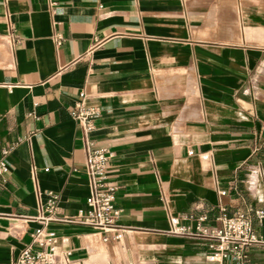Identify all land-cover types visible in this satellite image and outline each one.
Instances as JSON below:
<instances>
[{"label": "crops", "instance_id": "0c3cea01", "mask_svg": "<svg viewBox=\"0 0 264 264\" xmlns=\"http://www.w3.org/2000/svg\"><path fill=\"white\" fill-rule=\"evenodd\" d=\"M81 91L98 111L87 138L71 116ZM87 144L112 153L124 232L49 224L72 264H211L170 219L194 231L264 208V0H0V264L29 243L46 192L57 217L87 208Z\"/></svg>", "mask_w": 264, "mask_h": 264}, {"label": "built area", "instance_id": "2783aa9c", "mask_svg": "<svg viewBox=\"0 0 264 264\" xmlns=\"http://www.w3.org/2000/svg\"><path fill=\"white\" fill-rule=\"evenodd\" d=\"M48 8L54 12L58 0H46ZM58 44V42H57ZM86 95L78 94L71 116L81 127L87 138L95 128L98 116L97 108L86 105ZM11 146L0 147V187L9 165L5 158L11 152ZM112 153L106 149H92L86 146L83 164L84 174L90 187V194L85 200L87 208L74 216L57 217L58 195L46 192L36 208L34 228L30 241L26 244L13 264H72L69 251H62L57 245V237L48 225L53 222L77 224L92 228L102 233V240L118 242L124 229L117 224L121 210L115 204V187L108 181L107 163ZM264 221V208L248 206L244 211L231 216L217 217L216 226L207 225L204 216L196 218V227L177 226L176 219H170L171 233L205 240L208 254L204 257L211 264H250L249 251L255 246H264V241L257 236L255 224L261 226Z\"/></svg>", "mask_w": 264, "mask_h": 264}]
</instances>
